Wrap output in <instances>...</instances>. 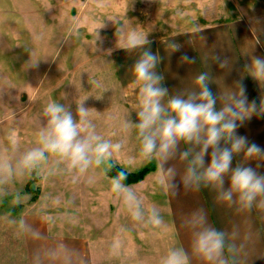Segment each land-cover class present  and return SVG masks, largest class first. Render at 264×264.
<instances>
[{
    "label": "crops",
    "instance_id": "obj_1",
    "mask_svg": "<svg viewBox=\"0 0 264 264\" xmlns=\"http://www.w3.org/2000/svg\"><path fill=\"white\" fill-rule=\"evenodd\" d=\"M226 15L220 13L217 18L202 16L196 25L177 28L164 35L157 31L155 36H147L150 41L148 47L161 58L156 71L163 76V86L170 94L195 89V77L201 72H208L211 76L209 87L214 93L230 91L239 82L245 88L249 102L255 100L259 104L264 95V84L260 86L248 76L244 66L250 62V55L264 56V30L255 18L243 12L236 17ZM96 22H93V27L98 24ZM255 36L259 37L261 44L255 45ZM173 42L181 45L179 51L172 52L169 45ZM112 44L110 49L113 51L106 56L110 66L107 77L113 83L115 100L119 103H114L117 105L114 118L99 126L97 133L113 143L122 141L123 147L107 160L106 166L112 162L128 172L148 168L141 180L129 186L143 198L146 208L155 206L159 209L163 224L156 228H145L141 224L132 228L128 224L124 232L120 231L122 228L109 227L72 235L63 232V224L53 221L45 213L25 212L8 216L1 213L0 264H68L69 260L71 264H160L170 249L181 247L189 254V264H204L192 253L191 230L185 226V220L197 210L203 211L209 225L226 233L228 244L235 245L236 264H264V212L255 208L250 212H238L235 207L218 203L216 193L209 188L184 189L179 177L183 174L184 165L179 160H171L165 167L176 168L178 175L174 182L180 187L169 189L157 183L161 162L156 158L143 159L139 154L140 142L136 130L125 132L122 128L126 119H136L138 86L130 69L138 58V52L130 54L116 48L115 38ZM185 54L195 62L182 63L180 58ZM215 56H219L221 61L226 60V66L221 68L214 60ZM237 135L264 147V117L253 115L245 120L237 129ZM183 147L181 145V149ZM242 158L243 154L235 157L233 167ZM248 164L255 168L257 161L252 160ZM97 171H100L99 167H93L81 175L82 194L89 189L90 183L94 212L96 206L99 211L107 201L108 220L113 210L118 220L124 217L130 223V216L110 192L111 178L104 170L107 181L99 179L95 175ZM258 171L264 174V162ZM118 236L121 245L113 254L110 246ZM224 255L227 258L229 253L225 251Z\"/></svg>",
    "mask_w": 264,
    "mask_h": 264
},
{
    "label": "clouds",
    "instance_id": "obj_2",
    "mask_svg": "<svg viewBox=\"0 0 264 264\" xmlns=\"http://www.w3.org/2000/svg\"><path fill=\"white\" fill-rule=\"evenodd\" d=\"M109 21L115 26L116 48L130 54L138 52L130 69L138 86L136 119H126L122 128L125 132L136 130L139 154L143 159L156 158L161 162L157 183L169 189L180 187L174 182L178 175L176 168L165 167L169 161L179 160L184 165L183 174L179 175L184 189L209 188L216 193L218 203L235 207L238 212H250L254 208L264 212V174L258 171L264 162V147L237 135V129L245 120L253 115L264 117V95L259 104L255 100L249 102L246 90L239 82L230 91L214 93L209 87L211 76L208 72L195 77V89L170 94L163 86V76L156 71L161 58L148 47V35L135 29L126 30L115 18ZM103 27L104 22L99 29ZM96 39H101L99 31ZM259 44L261 41L255 36V45ZM169 47L174 52L179 51L181 45L173 42ZM112 51L106 52L111 55ZM180 59L182 63L195 62L186 54ZM214 60L221 68L226 66L227 61H221L219 56ZM37 66L38 62H34L29 68ZM244 71L260 86L264 84V56L250 55ZM87 98L75 103V113L71 103L51 101L44 107L35 146L20 153L14 161L6 158L7 150L0 152V186L49 162L63 166L64 171L73 174L75 181L122 149V141L113 143L97 133L89 118L90 108L85 106ZM181 145H184L183 149ZM12 150L16 151L15 140ZM240 154L243 158L233 167L234 158ZM252 160L257 161L255 168L248 164ZM126 180L124 171L110 180V192L120 201L123 210L132 221L145 228L160 227L163 218L159 209L155 206L146 208L143 198L125 183ZM185 226L191 230L192 253L204 264H229V261L236 264L235 245L226 242L224 231L208 224L203 211L191 213ZM120 245L118 236L110 246L111 252L117 253ZM225 251L229 253L227 258ZM68 264H71L70 260ZM160 264H189V254L182 247L170 249Z\"/></svg>",
    "mask_w": 264,
    "mask_h": 264
},
{
    "label": "rangeland",
    "instance_id": "obj_3",
    "mask_svg": "<svg viewBox=\"0 0 264 264\" xmlns=\"http://www.w3.org/2000/svg\"><path fill=\"white\" fill-rule=\"evenodd\" d=\"M241 12L264 30V0H0V152L7 150L6 158L14 161L34 147L43 109L51 101L71 103L75 113V103L88 97L85 106L96 131L114 118L117 105L107 77L106 51L116 36L109 19L126 30L155 36L157 31L164 35L196 25L202 16L236 17ZM103 22L105 27L99 29ZM34 62L38 66L29 68ZM106 162L95 172L105 181ZM81 178L74 181L73 174L51 162L26 172L0 186V214L45 213L72 235L95 228L139 227L124 217L118 220L113 210L108 220L107 201L99 211L96 206L95 213L91 184L82 194ZM29 180L34 190L30 193L25 190Z\"/></svg>",
    "mask_w": 264,
    "mask_h": 264
},
{
    "label": "trees",
    "instance_id": "obj_4",
    "mask_svg": "<svg viewBox=\"0 0 264 264\" xmlns=\"http://www.w3.org/2000/svg\"><path fill=\"white\" fill-rule=\"evenodd\" d=\"M120 171H124L125 173H127V180L125 181V183L127 185L129 184H132V183H135L139 180H141L143 178V176L146 174V172L148 171V168H143L141 170H138V171H135V172H128V171H125L123 168H121L120 166L112 163V162H109L108 165L106 166V169H105V173L108 177L112 178V177H115L116 174ZM31 181L32 180H29L25 186V190L30 193V192H33L34 190L31 189L29 186L31 184ZM34 198V196H33Z\"/></svg>",
    "mask_w": 264,
    "mask_h": 264
}]
</instances>
